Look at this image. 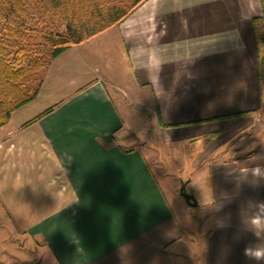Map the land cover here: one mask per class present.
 I'll use <instances>...</instances> for the list:
<instances>
[{
  "label": "crops",
  "instance_id": "obj_1",
  "mask_svg": "<svg viewBox=\"0 0 264 264\" xmlns=\"http://www.w3.org/2000/svg\"><path fill=\"white\" fill-rule=\"evenodd\" d=\"M110 30L130 65L129 93L141 98L152 120V153L142 142L129 150L117 143L123 124L102 78L75 88L85 77L78 66L71 69L76 61L63 64L73 52L87 64L77 53L85 43L56 58L35 100L17 110L56 105L38 121L50 142L51 173L65 185L51 189L43 175L35 178L32 213L41 217L34 236L42 262L249 264L242 250L249 242L264 246V219L256 235L242 221L261 215L256 202L264 201V187L232 181L245 179L241 161L264 153V0H147ZM57 73H70L63 87H75L65 101L48 104L43 94ZM162 150L168 164L182 168L178 177L164 172ZM160 181L186 218L192 208L179 203L171 182L193 189L191 221L176 220ZM28 182L14 178L9 190L17 185L20 194Z\"/></svg>",
  "mask_w": 264,
  "mask_h": 264
},
{
  "label": "rangeland",
  "instance_id": "obj_2",
  "mask_svg": "<svg viewBox=\"0 0 264 264\" xmlns=\"http://www.w3.org/2000/svg\"><path fill=\"white\" fill-rule=\"evenodd\" d=\"M88 41L84 42L85 44L83 43L84 45L77 52L86 57L88 60L87 64L82 63L75 54L76 52L72 54L73 60H69L63 64H66L65 67H68L76 61L78 65L72 64L70 67L72 69V67L78 66L77 69H79V73L81 72L80 78L85 77V81H82L76 87L71 85L63 87L64 84H68L72 76L70 73L59 75L58 72L56 82L49 78L50 83L47 86L49 89L45 88L46 90L43 94L45 101L49 104V101L61 98L59 100L63 102L65 101L63 99L65 96H72L74 87L84 86L87 85L86 83L89 80L102 78L105 94L123 124L121 132L117 136V143L125 150H129L133 147H138V144L142 142L146 145V152L150 151L149 147L152 141L149 135V125L152 120L145 113V105L141 102V98L137 95L133 97L129 93L131 78L128 68L130 65H128L124 50L120 46L119 41H117L115 32L109 29V32L101 33V35ZM64 70L67 69L64 68ZM262 90L264 97V76L262 77ZM49 105L44 109H41L42 107L39 108L40 106L35 108L33 106L29 108L31 110L25 108L24 110L16 111L10 124L0 128V264H44L42 262L43 257L40 245H37L39 241L34 236L35 220L41 218L38 215L35 217L32 213L34 212L32 208H35V200H33L34 192L40 187L39 180H35V178L43 175L46 183H50L51 189L58 187L61 190L64 185L61 177L57 179L52 175L54 169L52 170L49 167L53 161L49 150L50 142L49 139L39 132L38 128V121L41 119L38 117L48 110H50L48 113L50 114L56 107L55 104ZM45 116H42V118ZM51 123V121L48 122V124ZM167 151L162 150L159 152L160 159L162 158L160 163L163 166L164 172L178 177L182 168L171 166V163L178 166L175 160H172L168 164L170 161L166 159L168 155ZM192 151L193 149L190 147L189 156H192L194 153ZM150 167L155 172V165H150ZM60 172L62 171L60 170ZM22 177L30 181L24 187V190L19 194V191L16 189L17 185L15 186L14 184L10 187L11 190H9V183L12 184L14 178L22 179ZM160 183L168 199L172 200V206L174 211H176V220L182 223L185 222V219H193L195 217V210L193 208L189 209L190 216L186 218L184 214L180 213L177 205L173 202V198L170 192H168L169 185L165 182L162 183V181ZM4 187L8 188L5 190L7 194L5 201L7 203L11 202L8 209L4 206L2 199ZM171 187H173V193L178 195L179 184L172 181ZM50 188H46L47 191L51 192ZM186 192L192 194L193 189L186 187ZM177 199H179L180 204L184 203L183 198L177 196ZM22 209L26 213L27 211L30 212V215H21L20 211H23ZM26 227L31 228L32 232H27Z\"/></svg>",
  "mask_w": 264,
  "mask_h": 264
},
{
  "label": "trees",
  "instance_id": "obj_3",
  "mask_svg": "<svg viewBox=\"0 0 264 264\" xmlns=\"http://www.w3.org/2000/svg\"><path fill=\"white\" fill-rule=\"evenodd\" d=\"M145 1L0 0V128L35 100L56 58L120 25Z\"/></svg>",
  "mask_w": 264,
  "mask_h": 264
},
{
  "label": "clouds",
  "instance_id": "obj_4",
  "mask_svg": "<svg viewBox=\"0 0 264 264\" xmlns=\"http://www.w3.org/2000/svg\"><path fill=\"white\" fill-rule=\"evenodd\" d=\"M241 164L243 165L242 173L246 174L245 179L242 182L233 180L234 185L241 188L247 184L253 189L264 187V153L248 156L244 161H241ZM249 177L251 182L248 179ZM256 203L261 215L242 221L244 230L252 231L254 235H256L254 226L261 223L262 219H264V201ZM242 256L249 264H264V246L259 243L249 242L244 246Z\"/></svg>",
  "mask_w": 264,
  "mask_h": 264
},
{
  "label": "water",
  "instance_id": "obj_5",
  "mask_svg": "<svg viewBox=\"0 0 264 264\" xmlns=\"http://www.w3.org/2000/svg\"><path fill=\"white\" fill-rule=\"evenodd\" d=\"M178 194L181 198L184 199L188 207L195 208L197 206L195 197L192 194H188L186 192V182H181V185L178 190Z\"/></svg>",
  "mask_w": 264,
  "mask_h": 264
}]
</instances>
